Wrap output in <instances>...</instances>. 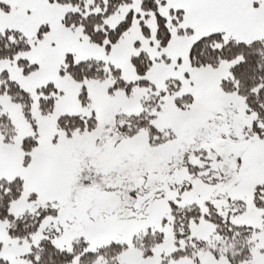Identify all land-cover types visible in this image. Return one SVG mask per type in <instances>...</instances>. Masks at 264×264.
I'll return each instance as SVG.
<instances>
[{
  "label": "rangeland",
  "instance_id": "1",
  "mask_svg": "<svg viewBox=\"0 0 264 264\" xmlns=\"http://www.w3.org/2000/svg\"><path fill=\"white\" fill-rule=\"evenodd\" d=\"M0 2L7 7L0 6V31L20 30L30 46L18 56L34 64L22 69L15 59L0 61V73L5 70L28 93L19 94L22 102L0 95V111L9 118L0 123V179L22 180L8 212L25 219L23 228L35 226L15 236L8 232L11 223L0 219V260L32 264L34 247L47 239L59 250L81 246L83 253L124 245L111 264H231L213 251L218 235L204 214L214 209L254 229L250 257L238 264H264V208L253 199L264 186V124L242 98L221 90L229 62L192 66L188 58L190 45L213 32L224 41L264 40V0L235 12L234 24L227 20L200 30L184 26L182 17L171 22V9L161 4L169 31L164 44L155 34L154 13L142 12L140 0H128L104 19L113 28L132 13L131 25L110 49L90 42L80 26L65 25L64 16ZM142 51L151 62L139 74L131 57ZM68 54L73 63L102 61L106 74L73 80L60 73ZM114 69L124 83H133L129 90L114 85ZM48 83L56 90L37 91ZM49 98L54 100L47 111ZM63 115L92 119L94 127L65 131L57 125ZM131 116L149 122L164 140L152 144L144 127L125 134ZM256 124L263 129L254 131ZM27 138L37 143L25 156ZM171 202L179 209L196 205L201 213L188 221V237L175 239ZM48 209L54 213L42 215ZM186 247L194 249L190 255H174ZM80 256L65 264H83ZM89 259L88 264H109L103 254Z\"/></svg>",
  "mask_w": 264,
  "mask_h": 264
},
{
  "label": "trees",
  "instance_id": "2",
  "mask_svg": "<svg viewBox=\"0 0 264 264\" xmlns=\"http://www.w3.org/2000/svg\"><path fill=\"white\" fill-rule=\"evenodd\" d=\"M61 5H66L71 8V11L66 12L61 20L69 27L80 26L82 32L86 35L90 42L110 49L112 45L116 44L126 29L131 25L132 13H127L125 19L120 21L113 28L104 24L105 17L114 13L119 5L128 2V0H48ZM165 0H140V9L145 14L153 12L155 15L156 37L160 44L166 43L169 38V31L166 25L167 18L160 14L159 5L164 4ZM3 9L7 7L0 2ZM171 22L180 23L182 13L179 10H170ZM181 32V29L179 28ZM189 31V30H188ZM29 42L26 40L22 32L16 28H5L0 31V61L14 60L16 64L22 69L33 67L34 64H28L25 58L19 57L21 52L29 49ZM71 55L65 57L67 65L60 69V73H65L75 81H80L84 78H102L106 72L104 71V64L100 60L89 58L84 61L73 63ZM188 58L192 66L217 65L221 60L230 63L229 76L222 79L220 88L223 92L236 94L242 98L246 110L254 113L258 121L264 124V40L255 39L250 42L243 41H224L220 32H213L202 36L194 41L189 48ZM131 61L136 68L137 73H143L151 59L144 51L138 55H133ZM111 74L116 77L114 85L123 87L129 90L133 83H124L118 76L117 69L111 70ZM0 76L5 82L0 83V95L6 94L14 101H21L22 97L19 94L28 96V93L23 90L16 81L7 76L5 70L1 71ZM6 83V85H5ZM139 83H146L142 80ZM50 93L56 88L51 83L42 86L37 91ZM186 101H190V96H184ZM184 99L182 101H184ZM53 98H49L47 104L48 110L53 106ZM179 103V102H178ZM180 104V103H179ZM41 106V104H40ZM43 110V107L41 106ZM27 117H29L27 115ZM8 115L0 111V123L8 121ZM256 120V121H257ZM94 120L82 119L75 115L61 116L57 120V125L65 131L73 129L93 128ZM139 127L146 128L150 142L152 144L160 143L164 140L158 135V130L155 129L149 122L140 121L138 117L131 116L124 121L123 129L127 135H132L138 131ZM1 128V127H0ZM254 131L263 128L254 126ZM264 135V133L262 134ZM27 141V142H26ZM23 145L26 153L31 147L36 145L34 138H27ZM29 141V142H28ZM28 158V157H27ZM197 169V168H195ZM191 168L192 171H195ZM261 189L254 191L255 206L264 208V186ZM22 180L18 177L13 179H0V219H7L11 225L9 227V234L19 236L26 234L25 231L34 228L31 226H21L24 224L21 219L15 218L8 212V207L11 201L15 200L21 193ZM173 211V234L175 239L188 237V221L190 219H197L201 213L196 205L191 208L179 209L171 202ZM54 213L52 209L45 210L42 215ZM206 220L211 221L215 225V233L218 235L215 248L216 254L220 252L230 261L231 264H238L249 259L250 247L252 244L253 227L246 224L232 223L227 217H223L214 209H210L204 214ZM40 218V217H39ZM39 218L35 219V223ZM30 220V219H29ZM25 229V230H23ZM33 230V229H32ZM158 241V240H156ZM125 246L118 243H112L105 248L99 249L97 252L83 253V247L75 246L71 251L59 250L51 241L45 239L41 240L37 247H34L30 260L32 264H65L71 259L81 254L80 258L83 264H88L91 260L89 257L103 254L107 262L111 264L114 261L113 256L119 253ZM212 249V248H211ZM192 247L176 250L174 255L185 256L190 255ZM92 259V258H91ZM95 258L92 260L94 261ZM5 264L4 261L0 260Z\"/></svg>",
  "mask_w": 264,
  "mask_h": 264
},
{
  "label": "crops",
  "instance_id": "3",
  "mask_svg": "<svg viewBox=\"0 0 264 264\" xmlns=\"http://www.w3.org/2000/svg\"><path fill=\"white\" fill-rule=\"evenodd\" d=\"M258 1L261 0H165V4L171 10L182 11L181 22L184 26L193 28V30H200L215 23L225 25L228 22L227 20H232L234 24V21L239 18L235 15V12L249 5L257 7L259 5ZM4 2L8 6L41 15H49L59 20L66 13L62 7L54 6L48 0H4ZM250 16L247 19H251ZM254 20L253 17L252 21Z\"/></svg>",
  "mask_w": 264,
  "mask_h": 264
}]
</instances>
